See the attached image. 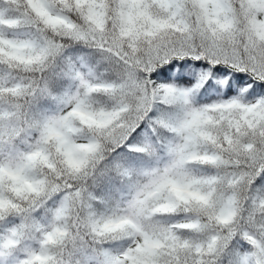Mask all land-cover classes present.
<instances>
[{
	"label": "snow or ice",
	"instance_id": "snow-or-ice-1",
	"mask_svg": "<svg viewBox=\"0 0 264 264\" xmlns=\"http://www.w3.org/2000/svg\"><path fill=\"white\" fill-rule=\"evenodd\" d=\"M0 264H264V0H0Z\"/></svg>",
	"mask_w": 264,
	"mask_h": 264
}]
</instances>
